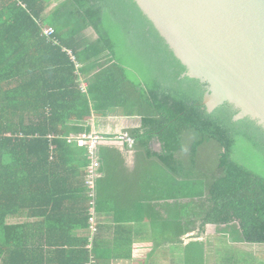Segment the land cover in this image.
<instances>
[{
    "label": "trees",
    "instance_id": "1",
    "mask_svg": "<svg viewBox=\"0 0 264 264\" xmlns=\"http://www.w3.org/2000/svg\"><path fill=\"white\" fill-rule=\"evenodd\" d=\"M185 70L134 0H0V264L93 263L98 219L90 233L85 178L70 181L87 149L63 138L91 115L139 116L128 132L169 184L161 194L264 247V129L227 102L208 112ZM204 252L193 240L185 259L204 264Z\"/></svg>",
    "mask_w": 264,
    "mask_h": 264
},
{
    "label": "crops",
    "instance_id": "2",
    "mask_svg": "<svg viewBox=\"0 0 264 264\" xmlns=\"http://www.w3.org/2000/svg\"><path fill=\"white\" fill-rule=\"evenodd\" d=\"M80 85L85 83L80 81ZM86 120L87 132L69 131L63 138L82 133L113 137L141 126L136 115H91ZM77 145L86 147L87 165L72 168L71 182L85 178L90 164L88 147ZM100 145L105 147L107 162L104 172L100 171L98 211L95 202L98 228L93 239L90 238V250L95 247L92 264H191L184 252L193 240L204 242V264H264V250L260 251L264 247L233 241L226 225L202 226L200 213L182 205L186 199L176 200L174 196L161 194V187L169 184L161 179L159 166L153 160L147 161L142 152L116 140L96 148ZM151 149L159 152L160 144L152 141ZM77 233L84 235L81 231ZM177 235L181 236L179 240ZM211 250L214 260L208 258Z\"/></svg>",
    "mask_w": 264,
    "mask_h": 264
},
{
    "label": "water",
    "instance_id": "3",
    "mask_svg": "<svg viewBox=\"0 0 264 264\" xmlns=\"http://www.w3.org/2000/svg\"><path fill=\"white\" fill-rule=\"evenodd\" d=\"M185 66L204 83L208 112L227 102L233 119L264 129V0H134Z\"/></svg>",
    "mask_w": 264,
    "mask_h": 264
},
{
    "label": "built area",
    "instance_id": "4",
    "mask_svg": "<svg viewBox=\"0 0 264 264\" xmlns=\"http://www.w3.org/2000/svg\"><path fill=\"white\" fill-rule=\"evenodd\" d=\"M53 27L51 26H45L43 27V34L45 36H50L53 33ZM68 54L71 55V51L67 50ZM71 58L74 59L73 55H71ZM50 138L52 135L49 136ZM68 141L71 140H77L78 144L80 145H86L88 147V154L90 158V164L87 169V174L85 177V185L87 187V195L89 197L88 201V207H89V230L90 233H93L96 230V224H95V181L96 179L101 175L100 173V162L98 160V157L96 155L95 149L96 146L107 142V141H119L127 148L132 149L134 145V139L131 137L127 132H119L113 137H107L103 136L102 134H78V135H70L66 136Z\"/></svg>",
    "mask_w": 264,
    "mask_h": 264
},
{
    "label": "rangeland",
    "instance_id": "5",
    "mask_svg": "<svg viewBox=\"0 0 264 264\" xmlns=\"http://www.w3.org/2000/svg\"><path fill=\"white\" fill-rule=\"evenodd\" d=\"M55 4H54V2H52L51 3V5L49 6V8H51V7H53ZM48 8V9H49ZM121 132H127V131H121ZM119 133V132H118ZM117 134V133H116ZM115 134V135H116ZM50 135H47V137H49ZM67 140V139H66ZM74 141H76L77 142V140H74ZM79 142V141H78ZM78 142H77V144H78ZM81 144V143H80ZM50 147H52V146H50ZM190 211H192V212H197L198 210H196V209H189ZM222 250H224V249H222ZM216 256V255H215ZM208 258H210V259H212V260H214V253H213V250H211V252H210V254H209V256H208Z\"/></svg>",
    "mask_w": 264,
    "mask_h": 264
},
{
    "label": "clouds",
    "instance_id": "6",
    "mask_svg": "<svg viewBox=\"0 0 264 264\" xmlns=\"http://www.w3.org/2000/svg\"><path fill=\"white\" fill-rule=\"evenodd\" d=\"M128 133V132H127ZM129 134V133H128ZM130 135V134H129ZM131 136V135H130ZM108 137V136H107ZM134 146V145H133Z\"/></svg>",
    "mask_w": 264,
    "mask_h": 264
},
{
    "label": "bare ground",
    "instance_id": "7",
    "mask_svg": "<svg viewBox=\"0 0 264 264\" xmlns=\"http://www.w3.org/2000/svg\"><path fill=\"white\" fill-rule=\"evenodd\" d=\"M70 55V54H69ZM71 55H72V53H71ZM71 55H70V57H71Z\"/></svg>",
    "mask_w": 264,
    "mask_h": 264
}]
</instances>
